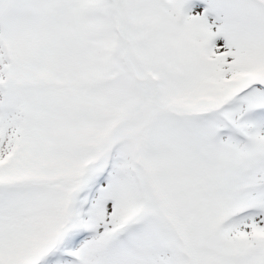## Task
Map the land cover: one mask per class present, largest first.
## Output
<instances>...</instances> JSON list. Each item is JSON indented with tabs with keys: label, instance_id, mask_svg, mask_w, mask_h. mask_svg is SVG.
Segmentation results:
<instances>
[{
	"label": "snow or ice",
	"instance_id": "1",
	"mask_svg": "<svg viewBox=\"0 0 264 264\" xmlns=\"http://www.w3.org/2000/svg\"><path fill=\"white\" fill-rule=\"evenodd\" d=\"M0 264H264V0H0Z\"/></svg>",
	"mask_w": 264,
	"mask_h": 264
}]
</instances>
